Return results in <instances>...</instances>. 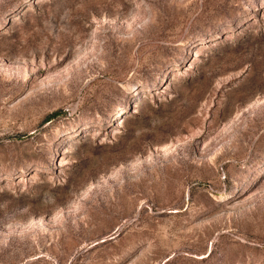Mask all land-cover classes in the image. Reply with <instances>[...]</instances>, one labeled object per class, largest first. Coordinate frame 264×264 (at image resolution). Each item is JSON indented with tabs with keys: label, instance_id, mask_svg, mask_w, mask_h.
<instances>
[{
	"label": "rangeland",
	"instance_id": "1",
	"mask_svg": "<svg viewBox=\"0 0 264 264\" xmlns=\"http://www.w3.org/2000/svg\"><path fill=\"white\" fill-rule=\"evenodd\" d=\"M0 264H264V0H0Z\"/></svg>",
	"mask_w": 264,
	"mask_h": 264
}]
</instances>
